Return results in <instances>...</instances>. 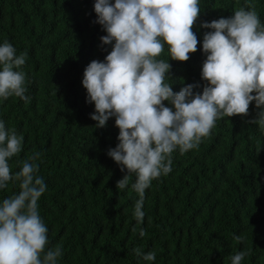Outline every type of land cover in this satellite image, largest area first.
<instances>
[{"label":"trees","instance_id":"trees-1","mask_svg":"<svg viewBox=\"0 0 264 264\" xmlns=\"http://www.w3.org/2000/svg\"><path fill=\"white\" fill-rule=\"evenodd\" d=\"M95 2L0 0V44L7 39L17 55L27 53L23 70L30 97L0 99V119L24 136L21 153L9 164L14 175L28 156L41 154L34 163L47 190L38 210L49 229L47 247L62 245L57 264H231V256L245 249L251 251L241 264H264V132L251 122L260 111L255 101L247 116L217 120L198 150L173 153L172 171L146 189L144 222L137 223L135 175L119 190L127 169L122 172L107 155L119 143L120 129L114 116L106 127H96L90 115L95 104L87 102L77 64L85 50L106 58L115 43L101 40L107 32L96 22ZM253 3L264 23V0ZM245 5L246 0H199L192 29L197 51L187 61L173 60L165 44L159 57L172 65L166 82L174 92L196 84L193 92L202 94L209 83L202 78L203 39L214 30L201 25L231 17ZM19 191L18 182L10 181L0 189V203ZM136 247L154 251L156 259L137 257Z\"/></svg>","mask_w":264,"mask_h":264},{"label":"clouds","instance_id":"clouds-1","mask_svg":"<svg viewBox=\"0 0 264 264\" xmlns=\"http://www.w3.org/2000/svg\"><path fill=\"white\" fill-rule=\"evenodd\" d=\"M94 10L96 22L107 32L101 40L115 43L106 58L85 50L77 64L84 71L87 102L95 104L90 115L98 122L96 127H106L114 116L120 129L119 143L107 155L122 172L127 169L117 181L119 190L127 188L135 175L131 188L139 199L134 217L143 224L145 191L153 180L172 171L177 149L181 154L198 150L217 120L247 116L252 101L260 111L251 122L264 132V23L253 0H246L231 17L203 22L202 27L214 30L204 34L202 45L207 54L202 78L209 83L202 94L193 92L196 84L174 92L166 82L172 65L159 57L165 44L173 60L187 61L197 51L198 38L192 29L200 14L199 0H115L114 4L96 0ZM26 59L27 53L17 55L7 39L0 44V99L30 100L23 70ZM23 142L24 136L0 119V189L13 180L20 188L18 194L0 203V264H57L62 245L47 247L49 229L38 210V201L47 190L37 174L39 164L34 163L41 154L28 156L14 175L9 164L21 153ZM145 235L141 228L140 236ZM234 239L242 243L245 238ZM132 251L145 261L156 259L154 251L144 253L139 247ZM250 251L236 252L231 264H241Z\"/></svg>","mask_w":264,"mask_h":264}]
</instances>
